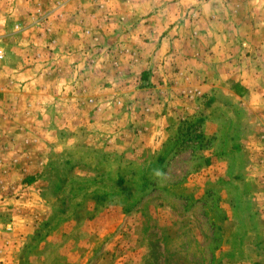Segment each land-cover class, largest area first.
I'll use <instances>...</instances> for the list:
<instances>
[{
	"label": "rangeland",
	"instance_id": "obj_1",
	"mask_svg": "<svg viewBox=\"0 0 264 264\" xmlns=\"http://www.w3.org/2000/svg\"><path fill=\"white\" fill-rule=\"evenodd\" d=\"M156 10L169 21L140 49ZM201 10H241V33L264 36V0H0V264H264L249 123L212 142L198 95L185 123H138L132 91L98 75L119 50L195 45Z\"/></svg>",
	"mask_w": 264,
	"mask_h": 264
},
{
	"label": "crops",
	"instance_id": "obj_2",
	"mask_svg": "<svg viewBox=\"0 0 264 264\" xmlns=\"http://www.w3.org/2000/svg\"><path fill=\"white\" fill-rule=\"evenodd\" d=\"M240 11L232 10L224 18L222 10H201L195 45L175 40L169 57H160L159 49L154 48L157 51L153 50L151 55L143 52L144 46H151L146 41L155 39L159 32L155 23L163 27L169 21L167 10H156L144 26L146 38L132 34L134 43L143 50L126 57L119 50L121 55L115 63L121 64L118 71L110 75L99 71L98 75H105L115 84L121 82L123 87L113 88L116 95L124 89L132 91L133 119L138 123L150 125L153 120L157 125L168 126L171 119L185 123L192 118L191 103L185 102L192 101L189 95H198V108L194 105L192 110L198 113V121L204 119L203 124L209 126L212 142L222 141L225 124L230 128L234 122L237 125L240 121L243 127L249 123L244 136L237 141L249 159L246 181H254L258 189L264 190V36H257V42H253L241 33V21L237 19ZM208 13L212 16L207 17ZM168 37L173 40V33ZM82 75L88 79L87 72ZM86 90L83 94L90 96V90ZM123 101L119 100V104ZM139 106L147 109H142L145 117L139 115ZM227 139L231 141L230 136Z\"/></svg>",
	"mask_w": 264,
	"mask_h": 264
},
{
	"label": "clouds",
	"instance_id": "obj_3",
	"mask_svg": "<svg viewBox=\"0 0 264 264\" xmlns=\"http://www.w3.org/2000/svg\"><path fill=\"white\" fill-rule=\"evenodd\" d=\"M154 175L156 177H163L165 174L161 170L156 169V170H154Z\"/></svg>",
	"mask_w": 264,
	"mask_h": 264
}]
</instances>
